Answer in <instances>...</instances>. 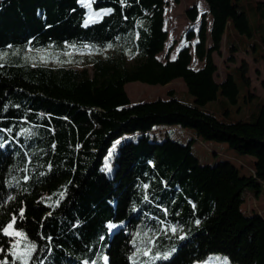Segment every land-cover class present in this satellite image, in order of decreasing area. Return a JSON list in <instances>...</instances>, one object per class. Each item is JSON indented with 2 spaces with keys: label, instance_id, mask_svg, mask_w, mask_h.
<instances>
[{
  "label": "trees",
  "instance_id": "obj_1",
  "mask_svg": "<svg viewBox=\"0 0 264 264\" xmlns=\"http://www.w3.org/2000/svg\"><path fill=\"white\" fill-rule=\"evenodd\" d=\"M203 2L208 21L196 6L185 11L198 22L185 34L193 47L161 61L165 0H94L93 10L107 9L94 22L79 0H0V264H20L3 231L14 217L12 230L25 246L35 245L28 264H106L105 257L107 264H143L173 248L152 264H264V207L240 208L242 192L256 197L264 181V103L249 121L224 122L203 109L218 95L237 101L231 74L216 82L213 54H220L227 25L251 31L233 0ZM104 49L109 55L93 59L91 74L26 57ZM235 51L229 47V62ZM238 69L249 86L248 64L242 60ZM176 79L191 103L168 91V98L131 104L125 91L129 82ZM157 126L225 142L253 164L244 175L228 162L200 165L193 140L142 135L118 147L106 174L103 160L114 141Z\"/></svg>",
  "mask_w": 264,
  "mask_h": 264
},
{
  "label": "rangeland",
  "instance_id": "obj_2",
  "mask_svg": "<svg viewBox=\"0 0 264 264\" xmlns=\"http://www.w3.org/2000/svg\"><path fill=\"white\" fill-rule=\"evenodd\" d=\"M167 8L165 12L164 28L167 31V40L165 42L164 51L157 55L161 61L165 60L166 53L168 58H173L175 53L183 46L190 45L193 47L194 40L188 42L185 39V34L188 30H196L198 22L191 23L185 11L196 6L200 14H203L206 20H209L206 6L203 0H165ZM237 4V10L245 13L249 23L251 34L250 36L239 34L234 27L229 24L225 30L223 40L221 43L220 54H213L214 62L217 66L215 73L216 82L224 79L226 74H231L235 83L237 84L239 94L237 101L231 103L227 98L218 95L214 101L208 102L203 106L206 112L213 114L217 119L224 122H232L237 119L249 121L252 114L256 112L258 106L264 103V0H233ZM94 0H79V3L89 10L90 20L99 19L105 10L95 11L92 9ZM93 20L92 22L96 21ZM90 22V23H92ZM88 23V24H90ZM236 48L234 52V61L229 62V47ZM254 51H252V49ZM251 49V50H250ZM169 51V52H168ZM110 51L104 49L101 54H91L88 52L63 53L58 56L52 52L35 51L27 54L29 62L34 64H41L49 67L66 66L78 70L87 69L92 73V61L95 58L109 55ZM130 57H126L127 65H131ZM244 60L248 64L247 76L249 77V86H246L242 81L239 73L240 62ZM193 67H199L200 63L193 60ZM253 95L246 97L247 92ZM125 91L129 97L130 103L148 102L158 98H168V91H172L174 97L191 103L193 97L188 93L184 83L180 79L171 81L166 85H149L139 81L129 82L125 85ZM142 135H147L150 141L161 142L166 136L170 139L179 141L183 144L191 142V152L198 159L200 165L213 166L219 162H228L237 167L240 174L244 175L248 172V168L252 166L254 158L248 154H241L227 145L225 142L205 141L196 139L191 130L182 129L180 127L157 126L153 127L149 132L135 133L125 135L113 142L111 148L108 150L104 160L103 169L108 176L112 175L115 168L116 157L118 154V147L126 141L136 140ZM246 189L242 192L244 201L240 208L243 212H262L264 207V181L261 183V190L256 197L247 194ZM252 193V192H251ZM10 232H17L9 229ZM14 241L12 245L17 248L13 250L22 251L25 248L23 236L12 235ZM175 250L173 248L165 255L157 254L155 258H150L145 261L140 260L143 264H152L158 260H164ZM219 262H222L221 259ZM194 264H199L195 262ZM230 264V263H229Z\"/></svg>",
  "mask_w": 264,
  "mask_h": 264
},
{
  "label": "snow or ice",
  "instance_id": "obj_3",
  "mask_svg": "<svg viewBox=\"0 0 264 264\" xmlns=\"http://www.w3.org/2000/svg\"><path fill=\"white\" fill-rule=\"evenodd\" d=\"M89 23V21H85V25H87ZM4 55L6 54H0V60H2L4 58ZM145 187H147L145 185ZM63 195V194H61ZM23 215V213L21 212V216ZM15 221V217L13 218V223ZM13 223H9L7 225L6 228H4V234L5 235H16V236H21L22 233H19V232H10L9 229H12L13 228ZM172 231L174 232L175 229L173 228ZM13 248L16 249L17 246L16 245H13ZM35 250V245H31V246H25L24 250L22 251H17V250H14L11 255L16 259V260H19L20 261V264H28L29 260L31 259L32 257V252ZM137 251L139 252L140 249H137ZM149 252H150V249L146 250L143 252V255L147 256L149 255ZM155 258V257H153ZM105 259V262L107 264V257L104 258Z\"/></svg>",
  "mask_w": 264,
  "mask_h": 264
},
{
  "label": "crops",
  "instance_id": "obj_4",
  "mask_svg": "<svg viewBox=\"0 0 264 264\" xmlns=\"http://www.w3.org/2000/svg\"><path fill=\"white\" fill-rule=\"evenodd\" d=\"M213 59H214V57H213ZM222 80H223V79H222ZM222 80H221V81H222Z\"/></svg>",
  "mask_w": 264,
  "mask_h": 264
}]
</instances>
